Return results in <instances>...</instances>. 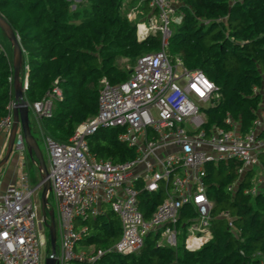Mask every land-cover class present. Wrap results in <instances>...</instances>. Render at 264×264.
<instances>
[{
	"label": "built area",
	"instance_id": "built-area-1",
	"mask_svg": "<svg viewBox=\"0 0 264 264\" xmlns=\"http://www.w3.org/2000/svg\"><path fill=\"white\" fill-rule=\"evenodd\" d=\"M146 2L151 10L148 15H142L138 4L132 7L133 20L137 19L136 38L141 41L159 34L160 50L139 56L122 82L112 84L100 78L96 113L77 124L66 141L44 135L50 182L46 196L56 203L55 208L50 203L46 205V210L53 209L60 237L52 255L55 264H95L104 251L77 249L87 233L79 223L106 211L115 214L121 223V235L110 249L127 254L138 250L149 233H158L167 244L174 243L179 234L180 212L189 208L195 217L183 224L187 231L184 246L197 249L211 238L213 201L203 181L204 165L239 164L236 180L227 186L228 191L247 171L259 168V154L264 152L262 106L245 132L228 113L222 125H208L207 110L221 96L217 86L201 70L188 69L178 56L173 59L166 52L169 26L180 20L175 17L172 0ZM127 17L131 20L129 14ZM20 78L24 90L27 73ZM258 91L264 92L253 87L254 93ZM61 99L55 80L42 101L28 105L37 118H49L53 100ZM12 106L13 100L6 106L7 114L0 118L3 150L11 129ZM101 128L114 130L117 140L133 150V158L113 162L92 154L87 137ZM25 150L18 131L14 151ZM33 163L38 168L35 159ZM23 166L24 163L18 165L12 182L0 187V264H44L40 250L48 245V216L43 218L40 211V185L31 187ZM38 171L40 174L39 168ZM249 181L244 194L264 192V176L253 174ZM157 192L161 200L145 218L142 194L151 199ZM219 216L231 226L228 212L222 211ZM49 255L50 252L45 257Z\"/></svg>",
	"mask_w": 264,
	"mask_h": 264
},
{
	"label": "trees",
	"instance_id": "trees-1",
	"mask_svg": "<svg viewBox=\"0 0 264 264\" xmlns=\"http://www.w3.org/2000/svg\"><path fill=\"white\" fill-rule=\"evenodd\" d=\"M175 1L180 20L170 29L166 52L178 56L188 69L201 70L217 86L221 96L207 110L208 125H222L228 113L242 132L247 131L257 109L262 106L264 111V92H253V87L264 90V0ZM136 4L142 15L151 13L146 0H129L127 6L124 0H0V14L22 50L20 75L27 73L24 100L29 105L42 101L55 80L62 93L61 100H53L49 118L29 117L33 136L34 131L47 135L49 130L52 139L66 141L77 124L96 113L100 78L116 84L129 77L130 69L119 59L133 66L139 56L160 50L159 34L137 40V19L127 17L128 8ZM12 100V60L0 49V118ZM87 143L101 159L123 162L134 156L111 129H99ZM259 161L264 169V152ZM237 166L204 165L203 181L213 201L211 238L197 249L184 246L183 224L195 217L189 208L180 212L175 246L159 243L158 233H149L134 252L111 250L121 235L120 220L111 211L79 223L87 230L79 243L92 246V252L104 251L95 264H264V192L243 193L254 170L228 191ZM153 196L142 194L145 218L162 197L160 192ZM222 211L231 216V226L219 216ZM47 244L49 250L48 239Z\"/></svg>",
	"mask_w": 264,
	"mask_h": 264
},
{
	"label": "water",
	"instance_id": "water-1",
	"mask_svg": "<svg viewBox=\"0 0 264 264\" xmlns=\"http://www.w3.org/2000/svg\"><path fill=\"white\" fill-rule=\"evenodd\" d=\"M0 29L5 34L11 43L12 50V77H13V106H12V123L8 136L6 149L0 156V168L8 161L14 152V142L18 131H21L26 150L30 158H33L38 163L40 170V185L39 203L40 211L43 218L48 216V222L45 221L47 228L48 242L50 246V255L44 258V264H55V259L52 255L56 250V232H55V214L53 209L46 210V205L49 204L47 199V192L50 190V182L48 179V172L45 162L43 160L39 145L31 133L29 126V110L28 103L23 98L22 81L20 78V68L22 63V50L20 48L18 39L13 32L10 25L0 14Z\"/></svg>",
	"mask_w": 264,
	"mask_h": 264
},
{
	"label": "rangeland",
	"instance_id": "rangeland-1",
	"mask_svg": "<svg viewBox=\"0 0 264 264\" xmlns=\"http://www.w3.org/2000/svg\"><path fill=\"white\" fill-rule=\"evenodd\" d=\"M128 1L129 0H124V6H127V4H128ZM127 14H129V18L131 19V20H133L134 19V15H133V8L131 9V6L128 8V12H127ZM140 16V15H139ZM144 16H141V18H143ZM175 17H176V19L178 18V14L175 12ZM174 25L175 24H170V26H169V28L172 30L173 28H174ZM0 45H1V47H2V49L5 51V53L9 56V58L12 60V51H11V43L9 42V40L7 39V37L5 36V34L2 32V30L0 29ZM150 53V52H149ZM176 56H174V57H171V58H175ZM119 63L122 65V66H124V68L125 69H131L132 68V64H130L129 63V61L127 60V59H125V58H121V59H119ZM29 117H30V119H34V116H33V111L32 110H29ZM45 133L47 134V135H49V136H51L52 137V135L50 134V131L49 130H45ZM34 136H35V138H36V141H37V143H38V145H39V148H40V151H41V154H42V157H43V160H44V162H45V165H46V167H48V165H49V162H48V155H47V151H46V148H45V143H44V134L42 133V132H40V131H34ZM4 152V151H3ZM2 152V153H3ZM13 153H15V154H17V156L19 157V162H18V164L17 165H20L21 163H24V166H23V168H24V170H25V172L28 174V177H29V183H30V185H31V187H34L38 182H39V174H38V168L37 167H35V165H33L32 164V160H31V158L29 157V155H27V153H24V151L23 152H13ZM12 153V154H13ZM18 170V169H17ZM2 169H1V172H0V187H5V185L7 184V183H5V181H4V178H5V170L3 171L4 173H2ZM253 174L254 175H262V176H264V169L262 168V166H261V163H259V168H254V172H253ZM15 178V177H14ZM39 192H40V190H38ZM39 192H38V198H39ZM209 200H212L211 198H209ZM49 203L51 204V206L53 207V208H55L56 207V203H55V200H54V198H52L51 196H50V198H49ZM55 213H56V211H55ZM47 233H48V231H46ZM185 232V234H186V236H187V231H184ZM181 233V232H180ZM186 236H185V238H186ZM60 237H59V233H58V228H57V223H56V245H58L59 244V242H60V239H59ZM179 238H180V236H177V238H176V240H175V242L174 243H172V244H169L168 243V245H170V246H175V245H177V241L179 240ZM193 238V237H192ZM190 239H188V241H189ZM191 240H193V239H191ZM163 241V243L164 244H167V242H166V239L164 238L163 240H162V236L160 235V236H158V239H157V242H162ZM195 246H197V243H195ZM92 248V246H86V245H83L82 243H78V245H77V249L78 250H84V251H88V250H90ZM48 252H50V250H48V246H44V247H42L41 248V250H40V254H41V257H42V260H44V258H45V255L48 253Z\"/></svg>",
	"mask_w": 264,
	"mask_h": 264
},
{
	"label": "crops",
	"instance_id": "crops-1",
	"mask_svg": "<svg viewBox=\"0 0 264 264\" xmlns=\"http://www.w3.org/2000/svg\"><path fill=\"white\" fill-rule=\"evenodd\" d=\"M172 2L174 3V5L176 4V1L175 0H172ZM12 51V50H11ZM31 110V108H30ZM33 116H35L34 112H33ZM3 141L2 139H0V156L2 155V152H3ZM24 153H27V150L24 151ZM28 155V153H27ZM19 156V155H18ZM17 156V154L13 153L10 158L8 159V161L6 163H4V165L1 166L0 168V172H1V169L5 172V178H4V181L5 183H10L14 180V177L17 173V168H18V162H19V157ZM2 171V173H4Z\"/></svg>",
	"mask_w": 264,
	"mask_h": 264
}]
</instances>
